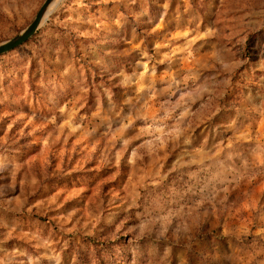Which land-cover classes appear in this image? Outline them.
I'll return each instance as SVG.
<instances>
[{
	"label": "rangeland",
	"instance_id": "374dc122",
	"mask_svg": "<svg viewBox=\"0 0 264 264\" xmlns=\"http://www.w3.org/2000/svg\"><path fill=\"white\" fill-rule=\"evenodd\" d=\"M0 264H264V0H57L1 54Z\"/></svg>",
	"mask_w": 264,
	"mask_h": 264
},
{
	"label": "water",
	"instance_id": "95a60500",
	"mask_svg": "<svg viewBox=\"0 0 264 264\" xmlns=\"http://www.w3.org/2000/svg\"><path fill=\"white\" fill-rule=\"evenodd\" d=\"M56 1L57 0H43L35 12L32 20L21 31H19L14 36L0 42V55L27 41L46 19L48 13L50 12L48 11L49 8L51 10Z\"/></svg>",
	"mask_w": 264,
	"mask_h": 264
},
{
	"label": "bare ground",
	"instance_id": "6f19581e",
	"mask_svg": "<svg viewBox=\"0 0 264 264\" xmlns=\"http://www.w3.org/2000/svg\"><path fill=\"white\" fill-rule=\"evenodd\" d=\"M48 11H50V8H49V10Z\"/></svg>",
	"mask_w": 264,
	"mask_h": 264
},
{
	"label": "trees",
	"instance_id": "16d2710c",
	"mask_svg": "<svg viewBox=\"0 0 264 264\" xmlns=\"http://www.w3.org/2000/svg\"><path fill=\"white\" fill-rule=\"evenodd\" d=\"M34 35V34H33ZM26 42V41H25Z\"/></svg>",
	"mask_w": 264,
	"mask_h": 264
}]
</instances>
